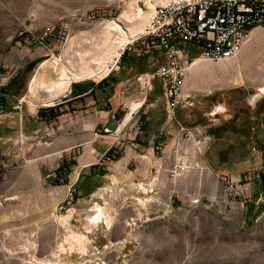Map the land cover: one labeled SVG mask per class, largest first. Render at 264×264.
<instances>
[{"label":"rangeland","instance_id":"obj_1","mask_svg":"<svg viewBox=\"0 0 264 264\" xmlns=\"http://www.w3.org/2000/svg\"><path fill=\"white\" fill-rule=\"evenodd\" d=\"M142 1L143 11L149 12L154 2ZM134 6L135 2L107 0H0V86L13 71L30 66L21 90L22 102L15 96L7 98L9 102L16 100L13 110L27 109L38 116L42 108V115L50 114L49 104L23 100L30 78L43 61L58 58L66 66L80 70L97 68V58L105 57L112 65L111 72L117 70L122 54L112 56L116 32L109 33L106 25L124 15L134 21L130 23L134 26L140 20ZM257 28L260 33L248 36L236 58L216 62L203 59L213 74L212 84L191 85L186 72L184 90L188 87L190 93L173 111V119L182 125L208 129L213 123L209 113L217 108L221 128L215 134L225 141L214 139L204 155L209 161L228 165L227 173L236 182L244 173L256 169L264 177V27ZM44 31L50 33L47 38L41 36ZM136 36L124 46L132 45ZM133 43L134 50L126 48L125 57L128 52L144 56L142 46L137 41ZM118 51L121 53L122 48ZM239 75L243 82L234 84ZM158 90L163 93L161 88ZM158 100L159 105L165 104L164 99ZM32 129L29 126L25 130L15 112H0V264H264V201L257 203L264 185L245 181L238 182L236 193L218 180L215 197L209 192L211 185L203 180L206 191L198 203L202 238L195 251L185 257L175 254L151 259L143 252L129 251L124 256L120 250L107 255L100 244L88 241L86 252L69 251L65 242L69 230L81 234L83 226L92 229L88 220L90 205L88 201L65 198L67 165L61 173L53 174L57 159L41 151L55 135L54 128L37 123V131ZM188 145L179 146L185 151V159ZM49 173L52 174L47 176ZM104 187L105 191L113 190L110 180ZM101 193L103 200L112 199V192ZM67 214L71 215L68 223L62 224L59 220Z\"/></svg>","mask_w":264,"mask_h":264},{"label":"crops","instance_id":"obj_2","mask_svg":"<svg viewBox=\"0 0 264 264\" xmlns=\"http://www.w3.org/2000/svg\"><path fill=\"white\" fill-rule=\"evenodd\" d=\"M133 44L127 50H134ZM151 51L140 58L128 52L119 61L118 69L105 76L104 81L102 78L71 82L69 89L47 106L49 115H42V108L38 116L27 109L13 112L25 130L30 126L36 132L37 123L54 128L55 135L41 151L57 159L53 174L61 173L65 165L69 168L65 198L89 202L92 213L88 220L92 229L83 226L80 236L83 248L88 241L100 244L107 255L120 250L124 256L129 251L143 252L151 259L175 254L185 257L184 254L195 251L202 238L201 205L192 199H202L206 191L203 180L211 185L209 192L215 197L218 180L225 187L222 177L228 175V165L209 161L204 155L214 139L225 141V138L215 134L221 128L217 108L209 113L213 123L208 129L184 126L173 119L174 113L169 117L166 104L161 106L158 100L164 99L163 82L153 76L164 62V55L158 49ZM187 52L192 59H202L196 47ZM22 97L16 100L22 102ZM15 102H11L12 108ZM133 105L136 108L127 119ZM52 111L55 117L51 116ZM0 112L5 113L3 108ZM105 128L110 133H105ZM186 129L203 132L206 139L203 149L190 148V144L196 145L183 136ZM254 139L258 141L255 134ZM181 143L189 144L186 159L182 155L185 151L179 147ZM109 151L119 157L106 161ZM179 163L187 165L186 171L172 178L170 171ZM106 180H110L113 190L105 191ZM253 188L256 189L254 185ZM102 190L112 192V199L103 200ZM216 226L214 221L213 227ZM93 248L99 250L97 245ZM72 251L84 253L87 249Z\"/></svg>","mask_w":264,"mask_h":264},{"label":"built area","instance_id":"obj_3","mask_svg":"<svg viewBox=\"0 0 264 264\" xmlns=\"http://www.w3.org/2000/svg\"><path fill=\"white\" fill-rule=\"evenodd\" d=\"M107 1L127 4L135 0ZM144 2L138 0L141 8ZM256 27H264V0H167L164 4L155 3L144 31L131 43L139 42L145 52L155 49L163 52L164 62L156 68L153 76L160 77L163 82L165 104L171 117L186 99L183 95L184 78L188 67L196 59H192L186 50L196 47L202 59L214 62L234 59ZM48 35L50 33L44 31L41 36L47 38ZM126 48L131 49L130 45H126L120 54ZM14 74L16 70L10 76ZM104 132L110 133V129L105 128ZM183 136L201 149L206 145L201 130L186 129ZM105 160L112 158L106 155ZM184 171L186 166L179 163L171 169L170 176L176 178ZM222 179L226 189L236 193L241 181L264 185L262 172L257 169L244 173L238 182L228 175ZM260 200L264 201L263 190H260L257 203ZM193 203H199V198H194Z\"/></svg>","mask_w":264,"mask_h":264},{"label":"bare ground","instance_id":"obj_4","mask_svg":"<svg viewBox=\"0 0 264 264\" xmlns=\"http://www.w3.org/2000/svg\"><path fill=\"white\" fill-rule=\"evenodd\" d=\"M151 1L153 0H148V3H150ZM166 1L167 0H163L159 3L164 4ZM134 2L136 3V6H134L137 15L136 17L137 19H140L135 23L134 26L130 25V23L133 20L127 19L124 15L120 17V20L117 19L110 21L106 25V28L109 33H113L112 31L116 32L114 47L111 51L112 56L115 55L118 57L120 55V51H118V48L120 47L123 48V46L126 43L130 42L131 37L136 36L144 31L147 21L149 20L152 10L154 8V5L155 3L158 2V0H154L153 1L154 3H150V11L147 13L144 12L143 9L140 7L138 0L133 1V3ZM259 33L260 31L257 28L256 30L254 29V31L252 30L249 35H251V37H254ZM108 62L109 61L106 60L105 57H99L95 62L96 64L99 65L97 68H87V69L80 68V70H75L73 67L66 66L58 58L49 61L48 60L43 61L39 64L38 69L30 78V81L28 82L29 85H28L27 96H25L23 100L28 101L31 104H38L40 102H43V104H50L51 102L54 101V99L64 94L69 89L70 83L73 81H82L85 79H93L95 81H99L100 79L107 76L110 70L112 69L111 68L112 65ZM187 75L190 79L191 85L192 84L205 85L207 83L208 85L212 84L213 74L209 71L207 65L203 63V59L201 60L195 59L192 62V64L188 67ZM243 80H244L243 77L239 75L236 77L234 84H240L243 82ZM187 88L185 87V90L183 89L184 97L189 96L190 91ZM135 108L136 105H133L131 107V109L129 110L130 112L127 115V119L131 117V113ZM192 146L194 145L190 144V148L192 150L193 148L196 151L201 149V147L198 146L192 147ZM70 216H71L70 214H67L64 217H62L59 221H61L62 224H66L68 223ZM101 216L102 215H100V217ZM92 218L94 217H91V219ZM91 222H93V220ZM81 235L82 234L79 235L78 233H75L72 230H69L67 232V237L65 242L69 245V247L67 248L69 251L75 249L78 251H83L84 248L87 247L84 246L83 248V244L81 242L82 240L80 238ZM60 246L61 249H65V244H61Z\"/></svg>","mask_w":264,"mask_h":264},{"label":"trees","instance_id":"obj_5","mask_svg":"<svg viewBox=\"0 0 264 264\" xmlns=\"http://www.w3.org/2000/svg\"><path fill=\"white\" fill-rule=\"evenodd\" d=\"M18 38V37H17ZM125 52L122 53V57L120 62H122L125 59ZM140 58V57H138ZM30 71V66L26 65L24 69H22V71H17L15 75H13L12 77L9 78V80L2 86H0V106H2L3 108V112H13V104L9 101H7V98L15 96L17 98L21 97V90L23 88V83H25V80L27 78L28 72ZM105 78L102 80L104 81ZM24 81V82H23ZM40 112V111H39ZM56 113H54V111H52V115L53 117H55ZM107 155H109L112 159L118 158L119 154L116 153L114 154L113 151H109L107 153ZM69 172V169L67 168V173ZM105 173V172H104ZM101 173V174H104ZM57 174H59V172L57 171Z\"/></svg>","mask_w":264,"mask_h":264}]
</instances>
